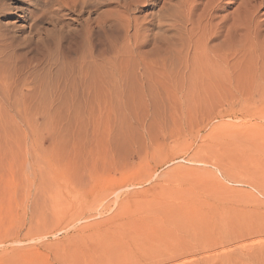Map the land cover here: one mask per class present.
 <instances>
[{"label": "rangeland", "instance_id": "obj_1", "mask_svg": "<svg viewBox=\"0 0 264 264\" xmlns=\"http://www.w3.org/2000/svg\"><path fill=\"white\" fill-rule=\"evenodd\" d=\"M81 3L0 0V264L257 263L264 8L193 11L190 40L183 0ZM199 14L248 33L210 52Z\"/></svg>", "mask_w": 264, "mask_h": 264}, {"label": "bare ground", "instance_id": "obj_2", "mask_svg": "<svg viewBox=\"0 0 264 264\" xmlns=\"http://www.w3.org/2000/svg\"><path fill=\"white\" fill-rule=\"evenodd\" d=\"M88 1V2H87ZM82 0V3H81V7L79 8V10L82 12V13H84V12H90V9L92 10V8H93V10L94 9H96L94 6H96L95 5V3H96V0ZM202 0H183V5H184V10H183V12H184V17H185V20H186V22H185V24H184V32H185V35L186 34H188V35H186V36H188V39H190L191 40V37L192 36H190L191 34H192V31H193V29L191 28H187V25L188 24H190V20H192V18L193 17H195V16H193L192 17V14H195V13H193V11L194 12H196V10H198V7L199 6H201L199 3L201 2ZM207 1H209V3H208V5H204L205 7H203V11H201L200 9V11H197L198 13H200L201 12V15H202V17H203V19L202 20H207V21H209V20H211V16H212V13L214 12V11H216V9L223 3V1L224 0H206L205 2H207ZM252 1H254V3H255V5H256V8H254V12L258 9V7H260V6H262V8H264V0H252ZM98 5V4H97ZM202 6H203V4H202ZM92 7V8H91ZM202 8V7H201ZM66 9V8H65ZM69 10V9H68ZM125 10V9H124ZM251 11V10H250ZM196 12V13H197ZM81 13V14H82ZM96 13V12H95ZM173 15V14H172ZM198 16H200V14L198 15ZM249 16H251V14H249ZM192 17V18H191ZM96 18V17H95ZM121 19H122V21H124L123 23L121 22L120 24H121V26L125 29V31L127 32L128 31V29L130 28L129 26H131V23L129 22V19H128V16H127V13L126 12H124V16H122V17H120ZM197 18V17H196ZM196 18H193V19H196ZM200 18H201V16L199 17V21L198 20H195V21H198V23L199 24H197V26L196 27H198V29H200V31H201V34H199L200 36H198L196 33V35H197V38L198 37H200V38H198L197 40L198 41H200L201 42V44L199 43V45H202L203 46V48H205L206 46H207V48L206 49H208L209 50V43L211 44V42L213 41L214 42V40L216 39H219L220 38V40H221V37H223V35H224V37L223 38H225L226 40H224V41H222L221 43H220V47L223 49V47H222V45L223 44H225L224 45V48H225V46H226V41H227V39L229 40V38H227L228 37V35L230 34L229 32H233L234 34L239 30V27L238 28H235V26H236V21L233 23V26H234V29L232 28V25H231V27H230V29L225 33V21H222L219 25H216L215 27H213V26H211L210 28L207 26V24L204 26V27H202L201 25L202 24H200L201 23V20H200ZM242 18V17H241ZM246 18V17H245ZM252 18V19H251ZM251 18H249L248 20L251 22L252 20H253V17H251ZM198 19V18H197ZM238 19V18H237ZM240 19V18H239ZM205 20V21H206ZM242 20V19H241ZM134 21V20H133ZM194 20H192V22H193ZM205 21H203L204 23H205ZM234 21V20H233ZM177 22V21H176ZM191 22V23H192ZM243 22V20L241 21V23ZM124 23H127V24H124ZM178 23V22H177ZM227 23V22H226ZM119 24V25H120ZM193 24H194V22H193ZM195 24H196V22H195ZM243 24H247V25H249V26H251V27H253V28H255L256 29V26H253V25H250L249 23H246V21H245V23H243ZM101 24H100V22L99 21H97L96 19H93L92 21H91V24L89 23V24H86V25H84V30H85V33L87 34L88 33V35L89 34H91V33H94V31L96 30V29H98L99 28V26H100ZM133 26V25H132ZM136 26V25H135ZM135 26H133V27H135ZM189 26V25H188ZM107 27V26H106ZM112 27V26H111ZM138 27V26H137ZM173 27L175 28V31L177 30V32H178V30H179V32H180V29L179 28H176V26H174L173 25ZM237 27V26H236ZM241 27H242V25H241ZM138 30V28H135V30ZM244 29V28H243ZM243 29L241 30V32H239L238 31V33H242V31H243ZM248 29H250V27L248 28ZM136 30V31H137ZM182 31V30H181ZM244 31H246V28L244 29ZM178 32V33H179ZM194 32V31H193ZM196 32V31H195ZM254 32H256V31H254ZM136 33V32H135ZM237 33V34H238ZM244 33V32H243ZM245 33H248L247 31L245 32ZM97 34V33H96ZM228 34V35H227ZM236 34V35H237ZM255 34V33H254ZM257 34V33H256ZM137 35V34H136ZM135 35V36H136ZM193 35V34H192ZM241 35V34H240ZM246 35V34H245ZM183 36V35H182ZM231 36V35H230ZM247 36H248V34H247ZM252 37H253V35H252ZM256 37V36H255ZM186 38V37H185ZM202 38V41L201 40H199V39H201ZM246 39V38H245ZM248 39V38H247ZM253 39V38H252ZM190 40H188L187 42H189V43H191V41ZM231 40V39H230ZM249 40V39H248ZM247 40V41H248ZM256 39H253V41H255ZM178 43H180L179 45H181L182 47H184V39H181V37H180V34H179V38H178ZM198 41H196V43L195 44H193V52H199V50H201L200 49V47H199V45H198ZM252 41V42H253ZM186 42V43H187ZM237 41H235V43H236ZM256 42V41H255ZM238 43L240 44V42L238 41ZM238 43H236L235 45H237ZM249 43H250V41H249ZM257 43V42H256ZM91 44V43H90ZM136 44H137V42H136ZM135 44V45H136ZM232 44H233V42H232ZM238 44V45H239ZM258 44V43H257ZM189 48H190V45L189 44H186ZM237 45V46H238ZM247 45V44H246ZM197 48H196V47ZM202 46H201V48H202ZM240 46H241V44H240ZM240 46H238V47H240ZM252 46V45H251ZM255 46H256V44H255ZM253 47L254 49H256V47ZM210 47H212L211 49H213V48H215V45H214V47L213 46H210ZM218 47V46H217ZM220 47H218V49H216V50H219L220 49ZM231 47H232V49H234L233 48V46L231 45ZM231 47H229L228 46V44H227V46H226V48H228V49H230V50H232L231 49ZM189 48H186V51L187 50H189ZM225 48V49H226ZM242 48L243 49H245L243 46H242ZM241 47L240 48H238V49H242ZM251 48V47H250ZM247 49H248V46H247ZM252 49V48H251ZM254 49H252V50H254ZM136 50V49H135ZM191 50V49H190ZM208 50H206V52L208 51ZM246 50V49H245ZM251 50V51H252ZM210 52L211 51H213V50H209ZM236 51V50H235ZM238 51V53L240 52L239 50H237ZM243 51V50H242ZM241 51V52H242ZM248 51L249 52H251L249 49H248ZM248 51H245V53H249ZM201 52H202V50H201ZM254 52V51H253ZM202 53H204V52H202ZM221 53V52H220ZM219 53V54H220ZM237 53V52H236ZM255 53V52H254ZM204 54H210V53H204ZM211 54H213L214 55V53H211ZM216 54V59H219L220 60V55H218L217 56V53H215ZM243 53H241L240 55H242ZM201 54H199V56H200ZM213 55H211V56H213ZM231 55V54H230ZM134 56H135V54H134ZM146 56V55H145ZM215 56V55H214ZM222 56H224V55H221V59H222ZM226 56V55H225ZM224 56V57H225ZM227 56H229L228 54H227ZM231 57V58H230ZM237 57V56H236ZM241 57V56H240ZM239 57V58H240ZM243 57V56H242ZM226 58V57H225ZM232 58H233V56H229V58L227 57L226 59H224L223 60V62L225 61V60H227L228 59V62H229V59H231L232 60ZM235 58V57H234ZM136 59V58H135ZM236 59H238V58H236ZM235 59V60H236ZM205 60H208L207 58H205ZM211 60V59H210ZM213 60V59H212ZM124 62V61H123ZM225 63V62H224ZM98 82V81H97ZM85 83V82H84ZM96 85V84H95ZM67 89V88H66ZM96 142H98V141H96ZM264 252V251H263ZM257 257H259L258 259H257V263H253V264H264V258L263 259H261L262 257H264V254L263 255H260V256H257ZM190 260V259H189ZM202 262H204V261H202ZM177 264V263H176ZM178 264H185V260H183V261H181V263H178Z\"/></svg>", "mask_w": 264, "mask_h": 264}]
</instances>
